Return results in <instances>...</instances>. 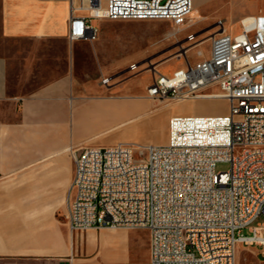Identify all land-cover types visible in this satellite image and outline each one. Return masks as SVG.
Listing matches in <instances>:
<instances>
[{"label": "built area", "instance_id": "2783aa9c", "mask_svg": "<svg viewBox=\"0 0 264 264\" xmlns=\"http://www.w3.org/2000/svg\"><path fill=\"white\" fill-rule=\"evenodd\" d=\"M193 9L194 0H71L68 36L96 41L92 19L187 26ZM218 24L220 32L208 36V56L200 48L208 37L197 40L193 32L178 41H190L181 45L185 66L169 74L153 67L147 97L223 98L229 114L173 115L164 144L72 149L66 215L72 230L145 229L149 264H237L241 246L264 257V222H256L264 215V13L244 17L237 32ZM192 47H198L194 62ZM221 162L230 168L217 171Z\"/></svg>", "mask_w": 264, "mask_h": 264}, {"label": "crops", "instance_id": "0c3cea01", "mask_svg": "<svg viewBox=\"0 0 264 264\" xmlns=\"http://www.w3.org/2000/svg\"><path fill=\"white\" fill-rule=\"evenodd\" d=\"M230 2L233 8L212 24L225 25L227 17L240 23L264 13L260 2L246 7L244 0H195L203 21ZM70 17L71 0H0V264H134L131 230H72L67 199L75 173L72 149L127 142L118 137L120 124L98 132L88 126L112 109L137 112L143 98H149L147 87L141 96L126 79L115 87L137 99L112 96L111 84L102 83L111 77L104 66L82 80L76 66L82 54L79 58L73 49L80 42L94 45L99 37L72 42ZM56 42L65 47L64 68L47 75L46 54L40 48ZM27 43L32 46L4 48ZM167 46L140 55H160Z\"/></svg>", "mask_w": 264, "mask_h": 264}, {"label": "rangeland", "instance_id": "374dc122", "mask_svg": "<svg viewBox=\"0 0 264 264\" xmlns=\"http://www.w3.org/2000/svg\"><path fill=\"white\" fill-rule=\"evenodd\" d=\"M248 4L244 0L246 7L253 6L256 2L264 3V0H249ZM205 7V6H204ZM197 9L194 0V9ZM219 8V7H218ZM233 8V4L221 8L211 20L203 21L199 18L201 9H197L193 18L189 16L187 26H175L167 20H141L123 22L121 20L92 19V24L99 29V39L93 43L80 42L74 47V52L80 58L77 66V72L82 80H88L96 75V71L101 66L109 69L111 75L110 95L126 96L129 99H137V95H126L115 87L128 79L132 84L134 92L141 96L146 95V87L152 81L151 70L158 67L160 71L169 74L178 67L185 66L184 48L190 44V41L180 43L188 33L198 32L197 40L220 32L219 24H212L219 17L225 15L227 11ZM211 24V25H210ZM225 28L230 32L240 31V23L227 17ZM24 45V46H23ZM169 45V46H167ZM211 40L208 37L200 48L204 50V55L210 53ZM30 44H14L4 46L7 50H16L18 48H30ZM167 46L163 54H145V51H157ZM198 47H192L188 54L189 59L194 62L198 59ZM41 52L46 54L45 67L48 69L47 75H55L63 71L65 58L63 57L65 47L60 43H49L40 48ZM109 53V56H103V53ZM98 54L100 56H98ZM137 64V69L130 66ZM56 71V72H55ZM130 78V79H129ZM15 90L13 81L10 82L9 91ZM138 111L130 109H112L108 115L97 116V120L90 126L89 130L98 132L120 124V133L118 137L127 142L147 144H164L169 138V119L176 114H195V115H225L230 112V104L223 98L195 99L191 101H175L164 99L143 98L139 103ZM149 133V134H148ZM164 139V140H163ZM81 147V146H80ZM74 148V149H78ZM230 168L227 162L218 163L217 171H226ZM63 208L66 209L64 201ZM256 222H264V215ZM118 231L111 232L113 236ZM248 234V228L243 230ZM148 246L149 234L145 229L131 230V239L129 247L132 250L134 264H148ZM237 264H264V257L259 253L258 248L241 246Z\"/></svg>", "mask_w": 264, "mask_h": 264}, {"label": "bare ground", "instance_id": "6f19581e", "mask_svg": "<svg viewBox=\"0 0 264 264\" xmlns=\"http://www.w3.org/2000/svg\"><path fill=\"white\" fill-rule=\"evenodd\" d=\"M195 12H196V8H195V9H193V11H192V13H191L190 17H192V18H193V16H194Z\"/></svg>", "mask_w": 264, "mask_h": 264}]
</instances>
